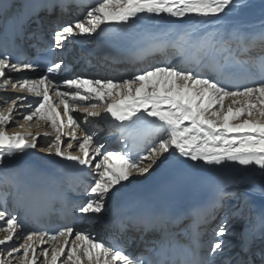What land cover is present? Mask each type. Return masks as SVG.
<instances>
[{
	"label": "snow or ice",
	"instance_id": "snow-or-ice-1",
	"mask_svg": "<svg viewBox=\"0 0 264 264\" xmlns=\"http://www.w3.org/2000/svg\"><path fill=\"white\" fill-rule=\"evenodd\" d=\"M71 7L72 0L28 4L14 18L17 29L14 35L22 38L28 22L42 27V10L51 16L57 8L63 14ZM246 7V0H98L82 19L66 23L53 31L50 49L66 50L63 41L76 36L92 37L101 30V25L112 22L128 26L147 16L167 14L180 19L194 16L200 18L198 22L219 24ZM3 11L0 7V12ZM31 34L36 36L35 31ZM213 41L225 54L224 62L213 69L215 78L204 71L162 62L119 82L79 77L66 79L63 81V91L60 81L54 79L62 69V61L49 62L44 74L37 79H16L12 73L34 70L39 65L35 62L23 63L19 56L14 58L5 47L0 51V91L27 92L39 99L24 104L27 99L24 96L2 98L0 166L5 165L10 155L37 147L38 133L33 134L30 128L24 127L25 124L50 121L55 137L40 151L54 152L55 156L64 160L95 169L93 183L85 190L87 200L76 209L93 223L103 220L101 213H109V201L119 204L121 194L134 175L145 176L161 157L164 161L186 158L209 166L224 165L230 161L244 166L257 165L264 170V21L258 31L250 32L236 27L226 34L217 32ZM233 48L238 50V56L233 54ZM253 50H258V59L249 55ZM236 69L244 72L243 83L237 82L228 87L223 77ZM113 89L120 91L112 93ZM50 93L60 98L58 105H63L66 124L52 106ZM106 98L111 102L102 103ZM90 99L95 102L86 105L85 101ZM225 99L231 100L232 104L226 107ZM17 101L21 102V107L31 109L30 112L20 113L22 123L15 121L13 116ZM70 109L83 111L87 117L93 118L100 117L103 110L107 114L104 119L107 120L109 116L114 118L120 122L117 127L121 128L151 124L154 126L155 140L135 159L118 151L107 150L104 145L94 143V133L81 128V123L69 114ZM87 117L84 123H88ZM9 124L19 131L12 132L7 128ZM65 127L71 129V140L68 142L62 140V136L67 135L62 131ZM78 131L83 134L82 139L77 136ZM44 136H49V133L45 132ZM73 142H77L75 149ZM98 156L102 158L93 165L92 161ZM110 161H122V169L117 171ZM261 194L264 195V189ZM242 195L244 193L238 187L231 193H219L221 199L224 196L239 199ZM250 207L251 202L244 195L240 210ZM0 222V233H4L0 237V264H13L14 259L15 264H37V248L44 244L51 247L40 248L44 258L41 264H224L225 256L228 257V264H264V213L261 214L259 235L242 238L239 251L233 254L224 241L217 239L204 256H201L200 246L194 240L179 250L161 244L158 249L152 248L148 255H132L118 240L105 244L72 226L61 227L51 234L25 229L22 235H17V229L23 228V223L15 214H7L2 208ZM130 224L137 225V222L122 212L105 226L124 231ZM225 234L226 228L222 222L215 235L224 237ZM14 238L23 242L17 244Z\"/></svg>",
	"mask_w": 264,
	"mask_h": 264
},
{
	"label": "bare ground",
	"instance_id": "bare-ground-1",
	"mask_svg": "<svg viewBox=\"0 0 264 264\" xmlns=\"http://www.w3.org/2000/svg\"><path fill=\"white\" fill-rule=\"evenodd\" d=\"M98 3V0L87 1L86 6L76 7L73 4V7L69 9V11L61 14L59 8H57L54 13L49 16V14H44L42 18V27L47 29L48 27L53 28L54 31L59 30L61 26L66 23H71L77 19H82L83 15L86 11L90 10L91 6H94ZM248 7L244 8L241 11H244L241 14V18L237 22H233L230 18L228 21H221L219 24H210L198 22L200 18L189 16L183 19L170 17L167 14H162L160 16H147L136 23H132L128 26H122L116 24L115 22L109 23L115 26L120 27L125 31H145V32H157L160 28L164 29V38H168L171 40L175 38V36L179 37L185 36L190 37L191 39L198 38L197 34L201 36L197 39L198 44H206V46H216L213 41V37L220 33H227L232 28H243L247 31L252 32V27L257 24V21L260 17L264 16V12H262V6H264V0H246ZM257 11L258 14L256 16L252 15V12ZM177 32L173 34H169L172 29H176ZM217 29V30H215ZM206 33V37H202V34ZM211 38L210 40L208 38ZM183 38L182 40H184ZM175 52H172V54ZM253 54V52H250ZM176 55V54H175ZM179 58L176 55L174 59L167 63L164 58L157 57L148 61L142 67H118L111 70H100L96 73L86 72L88 74L89 79H98L102 81L112 80L114 82H118L121 78L125 77L128 74H132V77L150 67H153L160 63H167L171 66L181 67L178 64ZM16 79L21 78H30L31 76L24 73H12L11 74ZM61 83V91L63 88V80L54 77ZM112 93L119 92V89L111 90ZM50 95H52L50 93ZM13 97V96H24L27 99L23 102L27 104L29 101H35L39 98L34 97L27 92H16V91H0V104L3 103V97ZM59 97L52 95V105L55 106L56 110L60 112L61 115H64L63 105H58ZM109 103L111 100L107 99ZM95 101L90 99L89 103H85L86 105H91ZM225 106L232 104V101L229 99H225ZM6 106V105H5ZM166 107V106H165ZM219 106L217 105V108ZM235 107V106H234ZM31 109L27 107H21V102L17 101V105L13 110V116L15 121L23 122V117L20 113L30 112ZM71 116L74 119H77L81 123V128L87 129L88 131L94 133V143L104 145V148L107 150H114L119 152V146L111 142L117 135L121 134L123 131L118 128L120 122L116 121L114 118L104 119L107 115L101 110L100 117H87V114L83 111H78L75 109H71ZM87 117L88 123H84V119ZM108 117V118H109ZM244 117H241L243 119ZM35 120V117H34ZM187 123V122H186ZM238 123V122H237ZM25 128H30L33 134L38 133V138L36 140L37 147L35 149H28L24 153L12 154L10 157L6 158L5 165L0 166V184L4 181L5 184L11 185L14 183V177L10 172L13 173L14 168H17L19 165H23L28 162L34 161L36 164L40 166V169L48 167L49 173H51L50 183L54 186H61V189L66 192L70 196H74L72 193V189H78V194L84 196L83 202L78 204L82 206L83 203L86 202L87 196L85 194L86 188L93 183V178L95 176V169L88 168L85 166H81L78 164H73L71 161H67L62 159L61 157L55 156L54 152L49 154L47 152L40 151L41 147L47 145V143L54 139L55 131L51 128V122L41 121L39 124H35L29 122L24 125ZM7 128L11 129L12 132L19 131L18 128H13L12 124H9ZM63 131L67 133V135L62 138L65 142L71 140L70 132L71 129L68 127L63 128ZM48 132L49 136L45 137L44 133ZM234 135H242V134H234ZM77 136L81 139L83 138V134L81 132H77ZM74 143V149L76 147L77 142ZM73 154H76L74 150ZM169 155V154H165ZM102 157L98 156L95 160L92 161V164L99 162ZM163 161V162H162ZM69 162V163H68ZM67 163V164H66ZM117 171L122 169V163L120 161H110ZM198 165H203L202 162H191L186 160V158H180V160H176L175 158L164 161V158L161 157L155 165L149 170V172L145 176H133L132 180L128 182V187L125 189L124 193L121 194L123 199H125L128 195H144L155 189L162 183L170 182L183 172L188 169L194 168ZM58 167V170H54V168ZM69 168L76 169V171H71ZM14 175V174H13ZM211 186L215 188L216 191H224V192H234L238 187L244 195L247 196L248 200L251 202L250 208H244L243 211L240 210V206L243 203L244 195L241 198L237 199L234 196H230L228 198V202H226V211L223 216L222 222L226 228V234L230 237H242L245 234L249 233L254 221L256 220V213L264 208V195L261 194V190L264 189V170H261L259 167L255 166H245L240 168L239 170L220 174L219 178L210 182ZM2 192V190H0ZM107 207H109V213L105 215L101 213L103 220L97 223L90 222L88 220L82 226L74 227L76 230H80L85 232L86 234L91 235L96 241L103 242L108 244V240L110 236H127L128 231L119 232L113 226H105L109 224V221L116 214V207L113 201H109ZM6 211L7 214H12L10 212L8 206L6 208H2ZM216 213H219L216 210ZM20 214L17 215L19 217ZM2 223V222H0ZM219 224V220L214 224ZM219 227V225H218ZM25 232L24 228L17 229V235H22ZM4 233H0V237H2ZM14 242L17 244L22 243L21 240H16L14 238ZM228 245L233 247V250L236 251V247L233 243L229 242ZM2 247V246H0ZM49 249L50 244L40 245L37 248V264H41V261L44 259L40 254V248ZM18 255V254H17ZM64 259V257H61ZM13 264H15V259L13 260Z\"/></svg>",
	"mask_w": 264,
	"mask_h": 264
}]
</instances>
